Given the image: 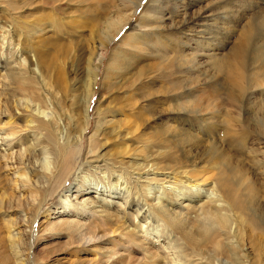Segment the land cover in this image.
Here are the masks:
<instances>
[{
  "label": "bare ground",
  "instance_id": "bare-ground-1",
  "mask_svg": "<svg viewBox=\"0 0 264 264\" xmlns=\"http://www.w3.org/2000/svg\"><path fill=\"white\" fill-rule=\"evenodd\" d=\"M18 3L0 0V10L10 16L4 22L8 28L13 24L10 19L48 7L62 14L89 6L108 13L97 22L102 38L91 55L92 78L80 99L84 122L77 129L70 126L63 142L57 139L50 118L29 109V103L41 105L34 99L37 93L19 86L17 79L11 81L21 72L11 57L1 54L0 173L5 176L11 167L27 169L19 176L12 173L17 178L14 190L18 194L44 190L42 199L32 201L31 219L20 225L29 229L23 231L26 254L17 251L24 248L19 246L21 231H14L15 225L6 228L10 234L4 240L0 228L4 258L14 264L29 263L34 254H30L28 236L38 228L42 205L49 197L63 195L59 207L45 218L62 220L73 257L92 254L99 264H247L241 256L228 258L225 252L232 245L233 224H239L250 239V233L259 230L264 240V97L255 96L264 85V32L255 28L257 21L236 34L228 48L219 30L210 25L177 33L172 24L176 12L169 0ZM205 18L212 22L210 14ZM182 25L186 26L183 18ZM51 34V28H44L43 39H53ZM103 65L109 87L113 80L132 78L133 82L111 99L112 107L103 119H98L100 113L94 109L92 125L91 89ZM24 99L35 102L21 107ZM120 116L131 121L141 136H130L127 128L115 125L121 122ZM12 120L19 121L16 127L5 128ZM142 129L149 131L144 135ZM142 136L149 149L160 152L149 150V154L129 157L131 164L96 153L98 142H130L135 148ZM190 168H196L193 174L201 172L199 181H193ZM96 171L107 177L119 172L126 185L123 193L83 180L84 174ZM206 182L209 188L204 190L199 183ZM155 183L164 190L152 197L148 187ZM8 212L5 209L0 215ZM23 254L25 260L20 259Z\"/></svg>",
  "mask_w": 264,
  "mask_h": 264
},
{
  "label": "rangeland",
  "instance_id": "rangeland-1",
  "mask_svg": "<svg viewBox=\"0 0 264 264\" xmlns=\"http://www.w3.org/2000/svg\"><path fill=\"white\" fill-rule=\"evenodd\" d=\"M169 1L171 9L173 8V11L176 12L172 24L176 28L177 33H184L187 28L197 30L202 26L205 28L207 25H210L212 30H219L221 38H224L229 48L233 46V37L240 33L248 23L254 22V20L257 21L255 28L258 32H264V0ZM14 2L19 4L18 0H14ZM105 13H108L107 9L102 10L92 6H89L88 9L84 8L79 11L70 9L64 12V14L53 11V8L48 7L44 10L30 12V14L27 15L20 14L16 17L17 20L16 18L15 20L10 19L13 24L8 28L4 25V22L8 21V17L10 16H8L6 10H0V58L2 57L1 54L11 57L12 64L21 72V75L17 77L13 75L15 78L11 77L12 82L17 79L19 86L36 92L37 95L40 96L39 98L43 100L38 102L39 98L37 96L34 99L37 100L36 103L41 105H35L32 102H35V100H32L33 98L28 100L24 99L23 102H20V106L24 107L25 102H32V106L29 102V104L27 103L31 107L29 109L37 116H42L45 119L50 118L51 122L56 126L55 131L57 139L61 142L66 140L67 130L70 126L72 129H77L80 128L84 122L80 99H82L85 94L84 91L89 78H92L90 70V68H92L90 64L91 55L94 52V47L98 40L102 38V35H100L98 31L97 22L101 16H105ZM208 14L212 16V22L205 18ZM182 18L186 21V26L182 25ZM91 20L93 21L90 22ZM47 27L51 28V35L53 36L54 34L51 40L43 39V30ZM1 65L0 59V67ZM261 67L264 70V64H261ZM262 76L264 78V72ZM132 82V78H130V81L113 80L109 87L108 75L104 70V65L101 67V70H99L97 74L95 84L91 89L93 98L90 103L89 114L92 125L94 123L92 116L95 111L94 109H97L96 112L100 113L98 119H103L107 115L108 109L112 107V105H110L111 99L120 96L122 91L129 89ZM3 95L0 89V96ZM28 95L30 94L28 93ZM255 96L260 100L264 97V85L255 93ZM56 105L59 110L55 108ZM43 112L46 114L48 113L47 116ZM118 119H120L121 122H115V125L120 126L122 129L127 128V132L130 133V136H141L140 132H136L137 127L134 126L131 121L129 123V120L122 116ZM18 122L17 120H12L10 123L11 125L5 128L10 130L16 127ZM148 131L149 130L142 129L144 135ZM138 138L140 145L135 148L131 146L130 142H98L96 153L102 155L105 159H119L123 160V162H127L130 160L129 157L149 154V150L160 152L157 148L149 149V145L145 141V136ZM141 146H143V148H141ZM102 149H104V151L101 153ZM128 162L131 164L132 161L130 160ZM48 165V171H51L52 165L50 163ZM196 167L200 169L201 165ZM172 169L176 171V168ZM195 169L196 168H190L189 170L190 173H192V177H194V182L199 181L201 178V172L193 174ZM138 170L139 169H137V171ZM27 171L29 172L27 169L26 171L22 169L13 170L11 167V170L5 171V176L0 173V195H3L2 199L4 198L3 200L5 201L0 204V212L2 213L5 209L9 210L6 216L2 217V214L0 215L2 237L4 240H8L7 236L10 233L6 231V228H11V226L15 225L17 229L14 231H21L20 235L23 238H21L19 246L24 247L23 249L17 248V251L22 252L23 250L22 253L25 254L28 252V247L27 244L25 245V243H27V237L25 239L23 231L29 229L20 225L22 223L27 224L34 214L32 201L38 202L43 198L44 194V190L38 192V194L31 191L34 194L30 197L31 192L18 194L14 190V185H16L14 183L17 178H13L12 173H16L15 176H19L22 173H27ZM96 172L97 173L89 172L84 174L82 176L83 180L86 183L95 184L102 190L108 189L112 192L121 190L120 192L123 193L126 185L120 180L119 176H117L120 175L119 172L114 176H108L109 179L107 174L100 171ZM27 176L30 180H33L32 174L29 173ZM150 177L153 178V176ZM71 184L72 181H70L68 185ZM199 184L204 190L209 188L207 182ZM148 189H150L149 192L152 197L160 196L161 192L164 190V188L156 183L150 185ZM14 198H17L18 201L15 202ZM61 199H63V195L55 196L52 199L49 197L46 204L42 205L37 218L38 228L36 227L37 229L31 230L28 236L30 246L32 247L30 254H32V252L34 254L32 256L29 254L32 258L29 257L31 259H29L28 264H86L87 262L99 264L97 263V258L95 259L92 254H83L80 257H73L67 249L68 237L65 226L63 223H60L62 220H47L45 218L48 211L59 207ZM154 201L157 202L156 199L151 202L153 203ZM7 206L10 207L8 208ZM2 220L4 222H2ZM5 220L12 222L5 223ZM230 231L232 245L229 246L230 250L225 252L226 257L229 258L235 254L241 256L247 264H264V240H260L259 230L250 233L251 239L249 238L250 235L246 233L239 224L230 225ZM36 240L39 241L36 243ZM19 254L21 255V253ZM21 258L25 260L26 255L23 254L20 259ZM23 260L21 262L25 263L26 261ZM14 263L15 262L9 257L4 258L0 251V264Z\"/></svg>",
  "mask_w": 264,
  "mask_h": 264
}]
</instances>
